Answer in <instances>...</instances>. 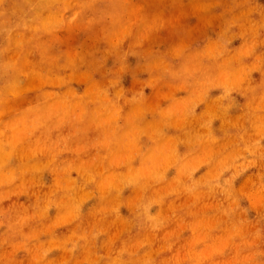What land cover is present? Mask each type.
<instances>
[{"label":"rangeland","instance_id":"obj_1","mask_svg":"<svg viewBox=\"0 0 264 264\" xmlns=\"http://www.w3.org/2000/svg\"><path fill=\"white\" fill-rule=\"evenodd\" d=\"M0 264H264V0H0Z\"/></svg>","mask_w":264,"mask_h":264}]
</instances>
